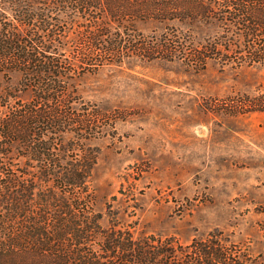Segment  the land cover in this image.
<instances>
[{
	"label": "rangeland",
	"instance_id": "374dc122",
	"mask_svg": "<svg viewBox=\"0 0 264 264\" xmlns=\"http://www.w3.org/2000/svg\"><path fill=\"white\" fill-rule=\"evenodd\" d=\"M178 11L130 23L148 48L167 40L173 57L130 54L70 81L73 110L104 116L82 140L66 131L60 146L75 147L73 162L92 157L87 199L102 230L153 238L150 249L161 258L167 252L169 264L194 259L196 244L222 250L234 264H264V64L211 58L199 69L187 44L216 38L223 28L189 11L170 16ZM19 78L17 70L0 74L27 100ZM12 162L35 170L23 158ZM96 241L98 249L101 236Z\"/></svg>",
	"mask_w": 264,
	"mask_h": 264
},
{
	"label": "trees",
	"instance_id": "16d2710c",
	"mask_svg": "<svg viewBox=\"0 0 264 264\" xmlns=\"http://www.w3.org/2000/svg\"><path fill=\"white\" fill-rule=\"evenodd\" d=\"M2 3L0 74L19 71V84L30 97L21 100L0 82V264H169L167 252H161V258L150 249L153 238L139 240L121 229H101L100 216L87 199L86 176L93 159L73 162L69 153L75 147L60 146V138L66 131L86 138L104 115L73 110L70 81L105 60L120 63L130 54L147 60L157 54L173 57L167 40L159 41L158 50L148 48L130 23L176 9L178 13L168 14L183 18L189 11L223 28L216 38L187 44L188 60L199 69L211 58L264 64V0ZM71 27L76 31L75 50L69 45ZM22 158L35 170L11 167L14 159ZM192 258L181 264H234L222 250L199 244Z\"/></svg>",
	"mask_w": 264,
	"mask_h": 264
}]
</instances>
